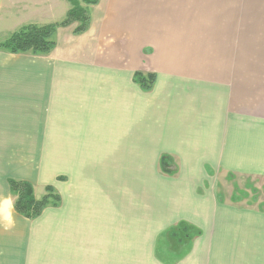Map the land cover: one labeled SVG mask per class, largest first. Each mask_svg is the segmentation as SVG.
Returning a JSON list of instances; mask_svg holds the SVG:
<instances>
[{
  "label": "crops",
  "instance_id": "crops-1",
  "mask_svg": "<svg viewBox=\"0 0 264 264\" xmlns=\"http://www.w3.org/2000/svg\"><path fill=\"white\" fill-rule=\"evenodd\" d=\"M222 1L101 0L50 54L0 52L5 182L60 196L33 221L4 206L1 264H264V195L236 205L264 186V57L242 67ZM41 5L37 26L66 13ZM179 223L201 234L168 262L156 253Z\"/></svg>",
  "mask_w": 264,
  "mask_h": 264
},
{
  "label": "rangeland",
  "instance_id": "rangeland-1",
  "mask_svg": "<svg viewBox=\"0 0 264 264\" xmlns=\"http://www.w3.org/2000/svg\"><path fill=\"white\" fill-rule=\"evenodd\" d=\"M80 1V0H79ZM101 1V0H100ZM232 0H225V3L221 2V20L225 23H240L241 25V33L240 26L239 29H237V42H236V50H237V56H239V53L242 54L243 58V64L242 67L244 69L251 68L254 66H258L261 63V58L264 57V0H237V8L231 6ZM99 3V2H98ZM56 4L58 7L56 9L57 15L61 14L66 8L62 2L57 3V0H51V5ZM32 5H35L36 8H34ZM79 6L83 9H85L89 15L90 7L84 5L81 3ZM67 9L65 10V15L62 17L63 13L59 16L60 21L56 23H60L63 21L69 12V10L72 8L69 0H67ZM1 23L4 28L0 30V43L8 40L10 36L19 31L22 28H25L27 26H37L33 23H30L33 21V16L36 15H42V5L41 0H4L3 1V8L1 11ZM35 12V13H34ZM36 14V15H35ZM57 17V19L59 18ZM90 19V18H89ZM55 24V23H51ZM90 24V23H89ZM50 24L42 25L47 26ZM76 25L73 23V25L69 26V28H63L61 33H71V29H73ZM40 27V26H39ZM2 33L6 35H2ZM71 36H76L73 33L70 34ZM229 35H232V33L227 34V40L231 42V37ZM54 43L58 42L57 36L53 37ZM228 42V45L230 43ZM229 52V51H228ZM29 55V54H27ZM30 56V55H29ZM2 61V60H0ZM24 61V59L22 60ZM238 62V60H237ZM237 66L239 64L237 63ZM133 80V79H132ZM5 173L1 171L0 169V215L4 213V206L8 205L12 207L13 210V203L15 200V197L11 195L7 181L5 182ZM23 181V180H22ZM28 182V181H25ZM30 183V182H28ZM31 186L34 188V196L36 199H40L43 195H45L44 188L46 186H52L50 184H46L44 186H36L32 183H30ZM260 185V184H259ZM53 187V186H52ZM54 188V187H53ZM55 190V188H54ZM261 190V191H260ZM56 191V190H55ZM264 186L260 188V186L257 189L251 188L247 192L244 190L242 198L243 202L236 203V205L240 207H248V205H251V203L256 204V200L253 201L254 197H259L260 194L264 195ZM58 193V192H57ZM51 208V207H48ZM47 209V208H46ZM45 209V210H46ZM44 210V211H45ZM16 214V213H15ZM18 215V214H17ZM10 222L7 220H2L0 217V236L3 232H5L3 229L6 226H9L7 223ZM184 231L177 232L176 238H171V240H166L163 238V249H159L157 251V256L161 259L168 261V262H175L176 257L182 256V254L185 253V250L188 249L189 244H184V241H179L180 233L185 234ZM175 237V236H174ZM0 239H6L10 240L8 238H0ZM162 247V245L160 246ZM0 264H1V253H0Z\"/></svg>",
  "mask_w": 264,
  "mask_h": 264
},
{
  "label": "trees",
  "instance_id": "trees-1",
  "mask_svg": "<svg viewBox=\"0 0 264 264\" xmlns=\"http://www.w3.org/2000/svg\"><path fill=\"white\" fill-rule=\"evenodd\" d=\"M80 1L86 6H93L98 4L100 0ZM80 1L69 0L72 8L60 23L40 27L27 26L13 33L8 40L0 43V52L13 55H48L55 47L53 37L59 28H66L74 23L76 26L73 28L72 33L74 35L82 34L88 29L90 19L87 11L79 6ZM155 80L156 76L154 74L136 73L133 75V82L144 91H150ZM7 185L11 195L15 197L13 203L14 212L27 220L33 221L39 218L46 208H57L60 204V196L52 186H46L44 188L45 195L38 200L34 196L33 186L28 182L9 179L7 180ZM183 229H185V234L180 233L179 241H184V244L187 245L194 237L201 234L198 229L186 223H179L168 229L162 235V238L167 237V240L176 238L177 232L184 231ZM174 259L176 260L177 258Z\"/></svg>",
  "mask_w": 264,
  "mask_h": 264
},
{
  "label": "water",
  "instance_id": "water-1",
  "mask_svg": "<svg viewBox=\"0 0 264 264\" xmlns=\"http://www.w3.org/2000/svg\"><path fill=\"white\" fill-rule=\"evenodd\" d=\"M166 160H167V158H165V157L162 158V163H161V164H162V167H163V168L167 167V162H166Z\"/></svg>",
  "mask_w": 264,
  "mask_h": 264
}]
</instances>
